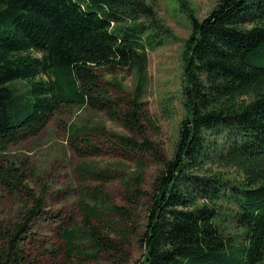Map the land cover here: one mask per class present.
Returning a JSON list of instances; mask_svg holds the SVG:
<instances>
[{
    "label": "trees",
    "instance_id": "1",
    "mask_svg": "<svg viewBox=\"0 0 264 264\" xmlns=\"http://www.w3.org/2000/svg\"><path fill=\"white\" fill-rule=\"evenodd\" d=\"M189 16L186 114L169 159L145 134L153 125L145 101L148 48L164 45L168 30L156 0H0V152L38 135L61 107L105 112L132 132L99 126L114 149L135 155L139 167L148 154L163 165L146 209L139 264H264V0H219L203 20ZM126 68L138 76L135 91L115 95L101 70ZM90 132L77 122L68 127L82 158L102 154ZM209 163L240 178L211 172ZM141 170L122 179L131 204L147 194ZM77 172L102 183L124 177L86 160ZM26 182L18 166L0 163V183L24 192L27 204L8 224L0 219V264L36 262L25 243L35 220L49 212ZM101 186L80 190L82 220L61 233L68 258L118 256L128 235L138 233L127 224L132 209L112 203Z\"/></svg>",
    "mask_w": 264,
    "mask_h": 264
},
{
    "label": "rangeland",
    "instance_id": "2",
    "mask_svg": "<svg viewBox=\"0 0 264 264\" xmlns=\"http://www.w3.org/2000/svg\"><path fill=\"white\" fill-rule=\"evenodd\" d=\"M219 0H156L158 15L168 30L164 31L166 43L155 49L148 48L149 80L146 87L145 101L153 118V125L147 127L145 134L156 142L167 158H172L178 140V130L186 110L183 96V68L186 41L191 36L193 25L190 12L203 20L217 5ZM104 82L112 83L110 91L115 94L134 93L138 76L133 69L101 70ZM87 125L94 137V143L102 149L99 156L80 157L71 142L68 127L72 123ZM105 127L109 133L132 136L120 120L105 112L91 111L76 106H64L57 111L48 126L38 135L18 144H10L0 152V163L13 164L27 177L28 186L37 195L44 198V205L49 212L37 218L32 227L31 239L25 243V252L29 259H36L35 264H139L144 249L140 236L144 230L146 209L153 193L157 176L162 170L151 154H148L144 167H139L135 155L124 153L106 141L98 127ZM86 160L101 167L116 170L122 176L105 183L90 178H81L77 166ZM211 172L238 177L235 169L217 166L216 163L205 165ZM142 168V188L147 192L139 198V204L127 202L123 180L131 179L134 172ZM144 168V169H143ZM124 172V173H123ZM102 185L110 196L111 202L126 205L132 209L130 228L138 233L128 235L124 251L118 256L101 253L97 259L68 258L64 253L63 229L74 226L82 220L79 210L80 190L83 187ZM25 193L20 189H9L0 183V219L8 224L26 207ZM116 222L118 215L109 214ZM103 231L108 232L104 227ZM114 239L120 236L112 233Z\"/></svg>",
    "mask_w": 264,
    "mask_h": 264
}]
</instances>
